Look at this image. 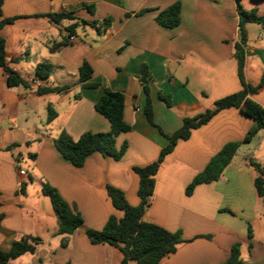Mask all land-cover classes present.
<instances>
[{"label": "crops", "instance_id": "1", "mask_svg": "<svg viewBox=\"0 0 264 264\" xmlns=\"http://www.w3.org/2000/svg\"><path fill=\"white\" fill-rule=\"evenodd\" d=\"M175 2L180 3L179 24L162 27L155 21L157 13ZM240 5L264 16V0H240ZM60 12L76 20L54 23L47 16ZM8 18L14 20L0 30L7 66L27 86H9L0 68V250L31 236L41 243L12 264H120L118 247L91 244L85 231L101 229L111 215L122 216L110 202L108 186L120 190L130 206L138 204V177L132 168L157 159L167 143L164 135L179 129L185 118L240 91L234 49L241 34L235 1L3 0L0 20ZM77 19L97 21V28ZM104 20L110 21L105 29L100 25ZM70 26H75L74 43H68ZM243 30L244 81L258 86L250 98L264 108V23L246 22ZM39 63L52 66L47 80L35 75ZM83 63L92 68L88 83L96 88L81 87ZM141 64L149 70L153 121L162 133L143 113ZM57 87L62 89L37 92ZM105 90L124 95L123 121L130 131L120 133L115 146L125 143L127 148L119 160L95 152L75 167L54 141L61 132L72 140L86 132H108L109 122L94 108ZM162 97H169V105ZM48 108L56 114L51 122ZM252 125L237 108L221 110L192 130L187 140H178L164 159L140 220L179 231L182 242L157 264H222L235 244L241 264H264V197L256 193L258 174L250 165L252 161L264 167V128L238 147L218 180L196 186L190 195L185 192L209 160L227 143L240 142ZM44 183L81 216L83 224L71 234H56V216L41 190Z\"/></svg>", "mask_w": 264, "mask_h": 264}, {"label": "trees", "instance_id": "2", "mask_svg": "<svg viewBox=\"0 0 264 264\" xmlns=\"http://www.w3.org/2000/svg\"><path fill=\"white\" fill-rule=\"evenodd\" d=\"M239 15V26L241 39L235 44L234 57L237 66V76L241 84L240 91L227 95L214 102L213 107L203 113L193 117L185 118L182 125L171 135H164L167 143L160 150L155 161L142 166L133 167L132 171L138 177L137 196L139 202L136 206H130L123 193L113 187H107V195L112 206L122 212L120 218L111 215L106 220L104 226L99 230L87 229L85 235L91 244L108 243L119 248L122 253L120 264L135 262L136 264H157L168 254L174 253L176 247L182 242L179 231L169 232L155 224L142 222L140 220L143 212L149 205L150 197L153 194L155 186V175L158 172L164 159L173 151L178 140H187L191 131L206 125L219 111L228 108H237L242 114L253 121V125L240 142L227 143L217 152L207 163L204 169L199 172L186 187V194L190 195L194 188L201 184H208L218 180L223 170L229 164L241 144L248 143L252 136L264 128V108L253 101L250 95L257 91L258 86H251L244 81L242 69L244 65V30L243 24L246 22L264 23V16L258 17L254 12H246L240 5V0H234ZM262 1V0H254ZM3 0H0V15ZM91 12V9L88 8ZM54 23L61 20H74L71 13L60 12L47 15ZM14 18L1 19V28L12 23ZM76 20V19H75ZM83 25L96 27L97 21L87 22L77 19ZM155 21L165 28H174L180 22V3L175 2L167 8L159 11ZM100 25L105 29L110 26L109 20H104ZM75 26L66 28L69 35L73 34ZM98 30V29H96ZM13 59L11 62H16ZM0 68L7 75L8 85L27 86V82L21 79L16 72L7 66L5 51V42L0 37ZM52 72V66L49 63H39L35 67V75L40 80H47ZM92 75V68L88 63H83L79 68V81L82 88H96L98 85L88 83ZM143 85L145 95V106L143 113L150 123L161 132L160 128L153 121V108L149 95L147 83L150 80L149 70L146 64H141L138 75ZM264 80V71L262 72L261 82ZM62 88H39L38 93L59 91ZM169 105V97H162ZM96 112L103 116L110 124V130L105 133H83L77 140H72L65 132H61L54 143L62 157L68 160L75 167H81L84 161L92 154L99 153L103 157H110L119 160L124 154L127 145L124 143L119 148L115 146V139L120 133L130 131V127L123 121L124 95L120 92L105 90L94 106ZM47 121L51 122L56 117L55 112L48 108ZM162 133V132H161ZM250 165L257 172L254 179V187L258 197H264V167L250 162ZM42 193L47 196L52 205L53 212L57 219V235L71 234L76 228L83 224V220L74 206L68 204L48 183L41 187ZM251 229L248 227V238L251 239ZM41 243L38 237L24 236L14 240L7 251L0 250V264H12L16 258L26 254L33 253L36 247ZM222 264H241L239 245L232 246L229 257Z\"/></svg>", "mask_w": 264, "mask_h": 264}, {"label": "built area", "instance_id": "3", "mask_svg": "<svg viewBox=\"0 0 264 264\" xmlns=\"http://www.w3.org/2000/svg\"><path fill=\"white\" fill-rule=\"evenodd\" d=\"M76 41V38L74 36H70L68 37V43H74ZM21 174H23V172H20Z\"/></svg>", "mask_w": 264, "mask_h": 264}, {"label": "rangeland", "instance_id": "4", "mask_svg": "<svg viewBox=\"0 0 264 264\" xmlns=\"http://www.w3.org/2000/svg\"><path fill=\"white\" fill-rule=\"evenodd\" d=\"M262 164H264V161H263V163ZM27 171H29V172H31V170L30 169H28L27 167H24ZM242 256H244L243 258H245V254H243Z\"/></svg>", "mask_w": 264, "mask_h": 264}]
</instances>
